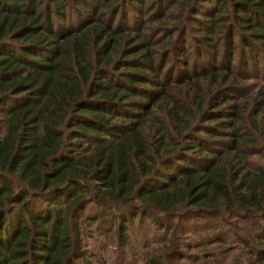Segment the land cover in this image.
<instances>
[{
  "label": "trees",
  "instance_id": "1",
  "mask_svg": "<svg viewBox=\"0 0 264 264\" xmlns=\"http://www.w3.org/2000/svg\"><path fill=\"white\" fill-rule=\"evenodd\" d=\"M170 7L210 56L173 78L147 35ZM230 26L264 55V0H0V264H77L90 205L121 244L165 234L142 264L182 258L183 221L254 219L264 264V85L234 72L232 39L217 63L208 32Z\"/></svg>",
  "mask_w": 264,
  "mask_h": 264
},
{
  "label": "rangeland",
  "instance_id": "2",
  "mask_svg": "<svg viewBox=\"0 0 264 264\" xmlns=\"http://www.w3.org/2000/svg\"><path fill=\"white\" fill-rule=\"evenodd\" d=\"M168 3H164L152 12V15L164 16V11ZM167 13H172L167 18L166 29L157 28L154 31L148 30L149 39L155 46L161 48V53L166 57L165 72L170 78L175 77L185 65L186 58L192 64L197 63L198 69L207 66L210 56H208V47H198L197 44L202 36L201 23L196 19H191L190 14L181 20L183 25L180 29L178 26L181 22L177 20V15L173 7L168 8ZM228 13V12H227ZM229 18L233 17L230 12ZM126 23L133 22V16L130 14L125 17ZM200 19L201 16L197 15ZM202 20V19H200ZM162 21L160 19L158 22ZM156 22H152L156 26ZM228 32L211 30L208 32L209 38L213 40V46L220 51L217 61H226V57L232 51L227 48V41H233V59L231 67L240 78L243 79L247 90H255L264 85V55L263 50L257 51V59L246 57L244 43L241 40L238 29L230 26ZM235 31V32H234ZM172 37H168L170 33ZM230 34V35H229ZM233 36L230 37V36ZM170 38V39H169ZM169 39V41H168ZM211 47V50H212ZM259 48V47H257ZM163 56V57H164ZM211 62V61H210ZM213 63V61L211 62ZM244 76V77H243ZM238 96V94H236ZM97 218L96 220H94ZM102 209L90 205L88 207L85 219L79 220L75 226L74 235L77 243V249L80 251V258L76 260L77 264H142L146 254H162L165 250V234L162 235L155 231L153 239L146 240L141 237L139 226L127 227L126 232L128 239L124 244L109 232L111 228L108 221L103 224ZM146 223V222H145ZM148 224V221L147 223ZM188 224V225H187ZM227 224L215 219H193L183 221V227H189L186 234L179 233L178 244L182 253L174 257H168L167 264H260L261 258L257 257L256 248L261 244L260 232L261 225L252 220H234ZM170 237V236H169ZM168 237V238H169ZM171 238V237H170ZM250 247H252L250 249Z\"/></svg>",
  "mask_w": 264,
  "mask_h": 264
}]
</instances>
